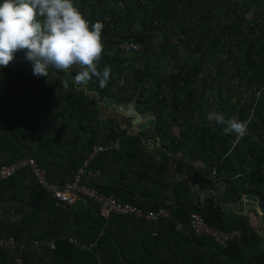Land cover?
<instances>
[{"label": "trees", "instance_id": "1", "mask_svg": "<svg viewBox=\"0 0 264 264\" xmlns=\"http://www.w3.org/2000/svg\"><path fill=\"white\" fill-rule=\"evenodd\" d=\"M259 1L235 0L226 10L218 5V11L224 16L215 21L213 10L203 15L193 12L199 4L198 0H74L75 6L90 24L97 21L103 24L101 40L104 51L99 66L102 70L107 65L110 70L106 86L101 87L95 77L87 85L78 86L73 80L76 69L65 73L49 68L48 76H34L24 51H18L8 66L0 67V149L15 154L11 161L1 165L35 158L47 170L52 181L64 183L92 155L95 145L111 146L109 144L119 141L120 147L98 152L89 160L88 168L101 172L96 188L145 212L157 211L164 206L171 210L172 215L169 219L152 221L159 224L149 229L148 242H144L145 253L136 258L132 255L133 249L124 251L120 246V234L110 230V220H103L98 215L95 203L80 201L75 206L60 205L57 197L40 185L32 168L26 166L4 181L9 189L19 187L21 194L17 193L16 198L25 201L24 185L30 180V195L25 205L31 208V212H27L21 222L22 228L12 234H0L12 235L18 242L15 248L0 246V264H98L95 251L91 248V243L96 240H99V257L105 264H113L107 253L109 243L118 248L117 255L122 256L123 264H179L177 255L183 252L190 254V264H264L263 236L255 232L247 234L249 228L244 224L236 226L237 216L230 214L231 218L226 220L225 202L217 196L212 199L215 206L204 203L200 194L194 200L191 185L182 181L171 187V200L163 194L161 198L166 199L160 204L154 198L156 193L151 179L148 189L140 188L138 184L143 182L145 170H151L156 164L150 161L148 165L143 164L142 134H130L121 127L117 118L102 117V104L107 109L112 104L118 106L134 102L138 111H149L154 116L156 130L172 157H177L178 153L187 157L194 151L205 155L207 161L201 172L200 191H213L216 179L225 178V174H219L220 169L229 174L227 184L232 183V186L227 188V194L233 196L231 200L237 196L236 200H239L241 195H254L264 207V11L258 10ZM252 11L259 16L254 21L260 28V35H256L254 41L249 37L254 33L242 29ZM226 17L233 22L224 24ZM194 22H198L195 28L192 25ZM177 30L174 49L167 54L168 34ZM157 34L165 36L160 53H156L151 44ZM183 35L186 38H182ZM125 41L139 44L143 51L125 55L120 49V44ZM185 41L194 54H203L195 60L192 68L188 69L186 64L177 67L176 72L171 71L168 85L171 97L165 100L166 81L162 65L169 58L177 57L178 49ZM207 42L209 44L205 49ZM234 42V46L242 52L240 60L233 57L231 46ZM225 55L229 56L226 62L234 60L238 66L237 76L248 79H240L238 85L252 86L250 91L254 98L248 109L254 111V116L247 123V134L237 143L238 146L247 141L249 159H243L236 170L233 165L231 170L228 162L231 163L232 154L234 158L238 157L239 147L232 148L237 135L223 134L224 126L209 119L204 110L207 89L200 93L198 85L209 64L223 63ZM16 58L23 61L21 66L16 63ZM127 71L133 75L131 83L124 79ZM52 73L57 77H53ZM17 78H20L19 84ZM64 80L69 82L67 89L63 85ZM224 83L217 77L212 87ZM126 88H131L133 93L122 95V90ZM149 90L153 92L151 96L146 95ZM181 94L184 95L182 99ZM225 97L232 114L229 117L238 113L239 120L246 122L249 118L246 108L238 111L236 106L231 105L230 97ZM45 104L57 107L51 118L44 112ZM34 115L36 121L33 122L30 117ZM60 119L63 124L58 126ZM70 126L75 128L71 130ZM100 126H103V132ZM174 126L181 128L178 134L173 130ZM49 131H53L51 136ZM32 136L39 138H33L35 144L32 143ZM252 139L256 142L250 143ZM111 160L124 162L131 170L132 175L121 169L124 183L115 178H103ZM236 177V188L233 189L235 183L231 180ZM192 213L201 214L207 223L220 230H241L244 235L227 248H221L213 239L194 234L190 225ZM177 224H182L185 229H178ZM153 230L157 234L151 239ZM100 233L103 234L100 236ZM36 242L41 245L36 246ZM198 248L212 252L211 258L203 261L192 255V249ZM14 255L15 258H12ZM33 257L37 261L32 260Z\"/></svg>", "mask_w": 264, "mask_h": 264}, {"label": "crops", "instance_id": "2", "mask_svg": "<svg viewBox=\"0 0 264 264\" xmlns=\"http://www.w3.org/2000/svg\"><path fill=\"white\" fill-rule=\"evenodd\" d=\"M207 97H211V96H207ZM105 107H106L105 104H102V111L104 115H106V117L113 116V118H117L119 120L123 119L125 121L120 122L122 128L127 129L130 134H134V133L142 134L141 143L143 146L142 149V156L144 159L143 164L148 165L149 161L154 162L156 164L152 165L151 170L149 169L145 170L144 175L142 177L143 182L139 183L138 186L140 188L143 187L148 189L149 187L148 182L151 179L153 183L152 187L154 188L155 190L154 192L156 193L154 195V198H156V200H158L160 204L163 202L164 199H166V198L162 199L163 197L161 198L163 194L168 196L169 197L168 199L171 200V197H173L171 187L174 184L180 183L182 181H186L192 187L194 200H196L198 195L200 194V199L202 201H205L204 203H207L210 206H215V203L212 200L214 196H217L220 200L225 202V208H227V210H225L226 220L231 218L230 214H232L233 216H237L235 218V221H237L236 226L243 224L246 225V227L250 229V230L248 229V231L246 232L247 234H250L252 232L257 233L258 230L262 229L261 226H259L260 220L254 209L245 210L243 214L240 213V211L238 210L237 202L243 196L246 195H241L239 200H236L239 198L238 196L236 197L235 200H231L233 196L227 194V188L229 189L230 186H232V183L227 184L229 174L225 173L224 170L219 169V174L220 175H222V173L225 174V178L220 177L219 179H216L217 185L215 186L213 191H210L209 189L206 190L205 192L200 191V184L202 183V178H200L202 175L201 172H203L204 168L206 167V161H207L205 155L202 152L194 151L192 154H190L187 157H184L182 154L178 153L177 157H172L171 156L172 154L167 153L168 150L166 146L163 145L161 136H159L158 131L156 130V126L147 127L144 130L140 131L138 128L134 127L133 124L130 125L129 123L126 122L129 116L125 114L120 115L121 111L117 109L118 108L117 106H114V104H112L107 109H105ZM105 112L107 114H105ZM111 113L114 114L112 115ZM177 128L179 133V130H181V128L178 126ZM233 143L234 142H232V148H235L237 145L234 146ZM237 147H239V151L236 153L238 157L234 158L232 154L231 163L228 162L230 169H231V165H233V168L235 170L238 169L243 159H249V152L247 145H245L244 142L242 141ZM8 154L9 153H6L5 151L0 149V168L3 166L1 164H3L6 161H11L12 157L15 155L11 153L9 155ZM163 166H166V169H163ZM108 168L109 170L107 171V173H105V175H103V178L107 177L109 178V180L115 178L116 181L118 180L124 183L125 177L124 175H122V173L124 174L125 172L126 174L132 175L131 170L128 168V165H126L124 162L121 163V161L119 162L115 160L109 161ZM121 169H123L124 172H121ZM165 170L167 171L165 172ZM100 175L101 172H99V176ZM237 179L238 178L236 177L231 180L234 181L233 183H235L233 184L234 186L233 189L236 188L235 181H237ZM1 183H0L1 184L0 185V234L3 233L12 234V232L17 231L18 228H22L21 222L24 221L27 212H31V208L25 205L30 195V180H28L24 185L25 195L27 198L25 201H21L20 199L16 198L17 193L21 194V189L19 187L14 189H9L4 182ZM235 201L237 202L235 203ZM168 203H170V201H168ZM259 205L260 207H262L260 204V200H259ZM263 208L264 207H262V212H264ZM169 211L171 212V210ZM158 224L159 223H154L146 219H138L132 216L117 215L116 218L114 217L110 219V230L120 234L119 242H120V246L123 247L124 251L129 250L130 252L131 249H133L132 255L138 258L142 256L143 253H145L146 244L144 242H148L147 232L151 227L154 228L157 227ZM177 227L178 229H182V230L185 229L183 228L182 224H177ZM45 228H47V226ZM260 233L257 234L262 235L264 239V235ZM155 234H157V231L153 230L154 236H151V239L153 237H156ZM262 243H264V240ZM117 250L118 248H116L115 246L109 243V246L107 248V253L110 260L112 261L113 264L125 263L122 256L117 255ZM191 254L199 258H202L203 261L209 260L212 256V252L207 251L204 248L192 249ZM189 255L190 254H185L184 252L181 255H177L178 263L190 264ZM12 258H15V255ZM31 259L37 261L34 257ZM15 260H20V259L16 258Z\"/></svg>", "mask_w": 264, "mask_h": 264}, {"label": "clouds", "instance_id": "3", "mask_svg": "<svg viewBox=\"0 0 264 264\" xmlns=\"http://www.w3.org/2000/svg\"><path fill=\"white\" fill-rule=\"evenodd\" d=\"M102 29L103 24L98 21L90 24L74 0H3L0 3V67L8 66L18 51H24L34 76H48L49 68L65 73L76 69L73 80L78 86L87 85L95 77L104 87L110 70L107 65L102 70L99 66L104 51ZM68 83L63 81L65 89ZM209 119L223 125L225 135L247 134V123L235 116L213 113Z\"/></svg>", "mask_w": 264, "mask_h": 264}, {"label": "rangeland", "instance_id": "4", "mask_svg": "<svg viewBox=\"0 0 264 264\" xmlns=\"http://www.w3.org/2000/svg\"><path fill=\"white\" fill-rule=\"evenodd\" d=\"M221 0H198L197 3H199L198 5H196L195 9L193 12L195 13H199L200 15H203L209 11H214L215 14V21L217 18L224 16L223 13L219 12L217 9V6L220 5L221 7L224 8V10H226L227 8H229L230 4L233 3V1L235 0H223L221 3H219ZM243 1H241L242 3ZM196 3V4H197ZM204 3V5H203ZM259 7L258 10L260 11H264V0H260L259 1V5L257 6ZM192 12V13H193ZM239 12H241V10H239ZM257 13V11H256ZM255 19H259L258 14H255L253 11L251 13L250 16L247 17V22H244V24L242 25V29L246 32H253L254 34L249 35V37L253 40H256V35H260L259 34V26H257L258 24L254 21ZM262 21V20H261ZM233 21L230 20V18H224V24H228V23H232ZM197 23V24H196ZM193 28L197 27L198 22H194ZM189 31V29H187ZM178 30L175 31L174 33H170L168 34V45L166 48V52L167 54L171 53L174 49V47H172L176 42L177 38H178ZM201 33V31L199 33H196V36H198ZM193 34V33H192ZM165 36L162 34H157L156 36H154L152 38V47L154 45V51L156 53H160V49H161V44L164 43L165 41ZM182 38H186V36L183 35ZM187 38H190V36H187ZM253 40V41H254ZM236 42H234L233 46H231L232 48V52H233V57L235 59H242V52L240 50H238V48L235 45ZM208 42L204 45L205 49L208 47ZM204 49V51H205ZM142 50V49H141ZM143 51V50H142ZM225 51H227V49L225 48ZM128 54V55H132ZM143 54V53H142ZM203 54V52L198 53V54H194V50H190L189 46L187 44V41H185L181 48L178 49V53H177V57L176 58H169L166 62L163 63L162 65V72L164 75V80L166 81V85L164 86V99L168 100L171 95L169 94V89H168V85H170L171 82V78H170V74L171 71L176 72V68L177 67H181L184 65H189L188 69L192 68L195 65V60L199 57H201V55ZM126 55V54H125ZM155 57V55L153 56ZM229 56L225 55L223 56V63L218 64V63H212L209 64V68L206 69L201 78L199 79L198 85L200 88V93H204L205 89H207V96H211V97H206V100L204 101V110L206 113H208V115L210 116L213 113H223L226 117H229L230 115H232L229 111V107H228V98L225 97V95H228L230 97V102L231 105L236 106V109L239 111H241V109L243 107L246 108L247 110V114L249 113V118L246 120V123L249 122V119L252 118L254 116V111H249V107L252 105L254 98L252 99V93H251V89L252 86H249L248 88L245 85H241L238 83H240V79L244 78L246 81L248 80L246 77H241V76H237L238 70H237V65L234 64L235 61L234 60H230V62H226V59H228ZM155 60L158 61V58L155 57ZM16 63L19 64L20 66L23 64V61L20 60L19 58H16ZM139 66L141 65L140 63H138ZM235 78H233V76H235ZM53 77H57V75L55 73H52ZM217 77H220L221 80H223L225 83L224 84H218L216 87H212L213 83L215 81V79ZM124 79L128 82L131 83L133 80V75L131 74V72L127 71L124 74ZM18 80V84L20 82V78H17ZM223 91L220 96H219V92ZM249 91V92H248ZM122 95H131V93H133V90L130 88H126L122 90ZM259 92H257L256 94H258ZM153 94V92H151L150 90L147 92V96H151ZM225 97V98H223ZM184 98V95L181 94L180 99ZM125 104V103H124ZM127 104V103H126ZM57 110V107L52 105V104H45L44 106V112L47 114V116L49 118L52 117V115L55 113V111ZM105 114H107L105 112ZM112 115L114 113H111ZM116 114V113H115ZM264 116V115H263ZM102 117L106 118V115H104V113L102 112ZM113 117V116H111ZM154 117V116H153ZM236 118H238V113L235 116ZM200 119V117H199ZM239 119V118H238ZM255 119V118H254ZM31 121H36V117L35 115L32 117H30ZM213 123L215 122L214 119H210ZM264 120V119H263ZM115 121V120H114ZM113 121V123H114ZM125 121L123 119L120 120ZM127 123H129L130 125L132 124V120H130L129 118H127ZM200 123H202V118L200 119ZM61 124H63V121L60 119V121L58 122V126H60ZM251 124V123H250ZM249 125V124H248ZM75 126V124H74ZM74 126H70L69 129L72 130V128H75ZM223 126V125H220ZM100 128H102V132H103V126H100ZM1 129V128H0ZM173 130L176 132L177 130V134H178V128L176 126L173 127ZM51 134H53V131H49V136H51ZM72 139H75V137L69 135ZM84 136V135H83ZM39 139L38 136H32L31 140L32 143L35 144V140L34 139ZM101 139V138H100ZM256 140L252 139L250 140V143H255ZM245 145H247V141L244 142ZM120 142H115L114 144H112V146L115 147H119ZM98 146V145H96ZM71 147H73L71 145ZM8 156V155H6ZM36 157V156H34Z\"/></svg>", "mask_w": 264, "mask_h": 264}, {"label": "built area", "instance_id": "5", "mask_svg": "<svg viewBox=\"0 0 264 264\" xmlns=\"http://www.w3.org/2000/svg\"><path fill=\"white\" fill-rule=\"evenodd\" d=\"M120 49L124 54L128 55L134 52H138L142 49L139 44L134 42H123L120 44ZM243 136H236L234 146L242 140ZM112 146H95L92 155L85 160L84 164L78 168L77 172L72 178H67L64 183L54 182L49 178L48 172L45 168H42L35 158H25L19 161H15L11 164L3 165L0 168V183L6 181L10 177H13L20 172L24 167L29 166L34 171V174L40 183V185L52 192L58 199L60 205L68 204L69 206H75L80 201L93 202L97 206L98 215L103 220H110L113 216H133L138 219H146L150 221H158L160 219H169L172 217L171 212L166 208H159L157 211L145 212L136 205L129 202H124L121 198L114 195H106L96 188L94 183L96 177L99 174V170H93L88 168L90 158L95 156L98 152L111 148ZM115 147V146H114ZM120 147V145H119ZM118 148V147H116ZM190 225L194 234L197 237H208L221 248H227L228 245L242 238L244 232L241 230H234L225 232L216 228L215 226L207 223L201 214L192 213ZM262 233V230H258L257 233ZM103 233H100V236ZM72 242L78 244L73 239ZM40 242H36V246H40ZM54 244H51L53 246ZM79 245V244H78ZM0 246H6L7 248H15L18 246L17 239L12 235H1ZM91 248L95 251L98 259V264H105L100 259L99 240L91 243Z\"/></svg>", "mask_w": 264, "mask_h": 264}, {"label": "water", "instance_id": "6", "mask_svg": "<svg viewBox=\"0 0 264 264\" xmlns=\"http://www.w3.org/2000/svg\"><path fill=\"white\" fill-rule=\"evenodd\" d=\"M122 114L129 116L132 120L134 127L138 128L140 131L144 130L147 127H155L156 120L152 116L151 112H140L136 109L135 103L121 104L118 106ZM120 113V115H122ZM237 201H235L236 203ZM237 207L240 213H244L245 210L254 209L257 213V216L260 220V225L264 235V212H262V207L259 205V200L255 196L246 195L243 196L238 202ZM262 249L264 250V243L261 244Z\"/></svg>", "mask_w": 264, "mask_h": 264}, {"label": "flooded vegetation", "instance_id": "7", "mask_svg": "<svg viewBox=\"0 0 264 264\" xmlns=\"http://www.w3.org/2000/svg\"><path fill=\"white\" fill-rule=\"evenodd\" d=\"M117 109H119V108H117ZM122 114V113H121ZM122 115H124V114H122ZM130 120H131V118H129Z\"/></svg>", "mask_w": 264, "mask_h": 264}]
</instances>
